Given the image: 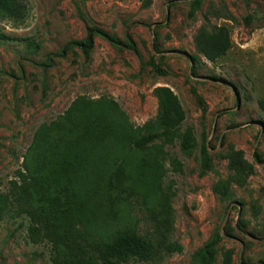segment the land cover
Returning a JSON list of instances; mask_svg holds the SVG:
<instances>
[{
	"label": "rangeland",
	"instance_id": "obj_1",
	"mask_svg": "<svg viewBox=\"0 0 264 264\" xmlns=\"http://www.w3.org/2000/svg\"><path fill=\"white\" fill-rule=\"evenodd\" d=\"M23 1L24 20L0 13V33L13 39L0 42V193L22 169L35 131L78 97L114 99L141 128L157 118L155 88L169 87L186 113L183 130L194 128L212 167L201 176L199 149L188 156L179 142L165 147L162 185L171 195L172 240L183 251L135 264H192L216 232L224 237L213 264H264V112L258 105L264 98V0H203L194 16V0ZM88 26L121 40L129 35L137 51L97 37L89 58L74 49L44 68L65 44L84 39ZM221 26L229 29L233 46L210 63L194 38L202 27ZM233 150L243 153L254 173L243 187L232 183V196L224 200L214 187L234 175L225 158ZM131 211L140 231L150 233L141 203L133 202ZM49 257V246L31 244L23 224L0 221V264H51Z\"/></svg>",
	"mask_w": 264,
	"mask_h": 264
},
{
	"label": "trees",
	"instance_id": "obj_2",
	"mask_svg": "<svg viewBox=\"0 0 264 264\" xmlns=\"http://www.w3.org/2000/svg\"><path fill=\"white\" fill-rule=\"evenodd\" d=\"M202 1L194 0L191 16ZM27 11L23 0H0V13L14 21L24 20ZM97 37L116 49L137 51L129 35L121 40L88 26L84 39L65 44L44 68L54 66L52 57L65 58L74 49L89 58ZM11 40L0 33V42ZM25 41L34 48L31 40ZM194 42L197 52L210 63L226 56L233 46L225 26L200 28ZM154 95L157 118L141 128H135L114 99L86 96L75 99L63 115L42 124L9 191L0 193V221L20 222L31 244H47L51 264L150 263L182 253L183 247L172 240L171 195L162 185L165 147L179 142L188 156L199 149L201 176L212 163L208 146L199 145L194 128L183 130L186 113L177 95L169 87L155 88ZM258 105L264 112V98ZM225 158L234 175L214 187L224 200L232 196V183L243 187L254 173L241 151L233 150ZM255 159L263 162L257 155ZM173 164L176 171H182L180 163ZM133 202L141 203L152 226L150 233L140 231V220L131 211ZM221 240L222 233H214L196 251L192 264H213Z\"/></svg>",
	"mask_w": 264,
	"mask_h": 264
},
{
	"label": "water",
	"instance_id": "obj_3",
	"mask_svg": "<svg viewBox=\"0 0 264 264\" xmlns=\"http://www.w3.org/2000/svg\"><path fill=\"white\" fill-rule=\"evenodd\" d=\"M222 237H224V235L222 234Z\"/></svg>",
	"mask_w": 264,
	"mask_h": 264
}]
</instances>
